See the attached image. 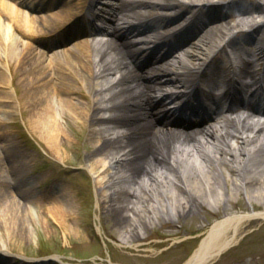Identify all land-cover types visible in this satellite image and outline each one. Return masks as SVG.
<instances>
[{
	"label": "bare ground",
	"instance_id": "6f19581e",
	"mask_svg": "<svg viewBox=\"0 0 264 264\" xmlns=\"http://www.w3.org/2000/svg\"><path fill=\"white\" fill-rule=\"evenodd\" d=\"M58 1L0 0V45L15 48L16 26L23 28L22 35L30 39L40 33L35 27L40 18L20 10L18 5H47L52 10ZM111 1L67 0L57 6L61 7L59 11L49 14L56 22L63 21L60 27L74 28L83 19L90 25V31L84 28L85 39L55 55L78 58L70 62L79 75L87 73L94 80L97 94L93 100L98 112L106 115L116 109V124L111 125L112 114L99 116L102 127L93 131L96 135L107 132L104 144L98 148L109 150L107 156H98L89 166L101 196L108 201L109 196L116 195L118 213L131 220L175 217V190L211 193L218 183L217 175L227 167L236 174L235 183L248 190L249 200H259L262 194L257 187L264 184V120L255 117L264 112L252 103L237 104L231 97L239 91L251 96L264 88V0ZM244 1L250 5L237 14L223 11ZM93 17L107 20L110 26L103 20L102 29L95 30L96 25L90 21ZM205 18L206 23L197 27ZM5 19L10 23L4 24ZM97 34L103 37L92 38ZM169 39H178V47L155 53ZM237 42L251 48L243 50ZM27 44L22 53L16 54L19 58L29 54ZM73 52L76 56L71 55ZM219 55L227 59L229 66L219 75L220 95L214 102L221 106L224 100L225 110L217 116L182 120L178 112H189L191 100L201 101L194 93L204 89L202 81L205 83ZM234 59L239 63L236 66ZM259 65L261 68H257ZM60 75L57 93L68 89L67 79ZM9 85L3 70L0 89ZM208 87L205 94L210 92ZM60 103L69 104L73 118L81 114L76 104L63 99ZM167 104H171L169 109ZM44 118L46 127L52 125L49 117ZM53 129L50 135L56 148L59 125ZM1 206L5 211L13 210L3 199ZM183 206L182 212L188 213L190 207ZM55 210L59 218L68 215L62 205L55 206ZM254 219L264 220V211L226 215L212 226L185 264L214 263L238 242L242 226ZM132 230L122 241L124 247L138 250L143 244L126 240L141 234L140 230Z\"/></svg>",
	"mask_w": 264,
	"mask_h": 264
},
{
	"label": "rangeland",
	"instance_id": "374dc122",
	"mask_svg": "<svg viewBox=\"0 0 264 264\" xmlns=\"http://www.w3.org/2000/svg\"><path fill=\"white\" fill-rule=\"evenodd\" d=\"M246 5L249 1L229 7L237 14ZM18 6L40 18L35 22L40 33L30 39L22 35L23 28L16 26L15 48L0 45V72L4 70L10 82L0 89V199L13 209L0 207V264L36 262L32 259L45 260L37 264H185L212 226L226 215L264 211V184L257 187L262 197L249 200L248 190L235 183L236 174L226 167L223 177L217 175L218 183L211 193L175 190V217L131 220L118 213L116 195L105 201L89 167L109 151L98 150L107 132L93 133L102 127L99 116L113 115L116 109L106 115L98 112L93 100L97 94L94 80L87 73L79 75L71 63L78 58L55 55L81 41L56 46V38H47L63 21L49 18L50 11ZM24 44L30 52L19 58L16 54L22 53ZM237 46L251 48L242 42ZM71 55L76 56V52ZM220 56L212 72L221 73L227 66V59ZM59 75L67 79L68 89L57 93ZM61 99L76 104L81 112L78 118L71 116L69 104L63 105ZM44 117H49L52 125L46 127ZM260 117L255 119L264 120ZM111 121L114 125L116 116ZM55 124L60 130L56 148L50 135ZM252 189L256 191V187ZM57 205H62L68 215L59 218ZM181 205L190 207V211L182 212ZM131 229L141 231L140 237L134 234L126 239L143 244L138 250L124 247L122 239ZM212 264H264V220L254 219L243 225L238 242Z\"/></svg>",
	"mask_w": 264,
	"mask_h": 264
}]
</instances>
